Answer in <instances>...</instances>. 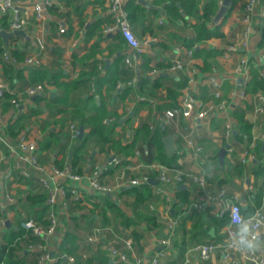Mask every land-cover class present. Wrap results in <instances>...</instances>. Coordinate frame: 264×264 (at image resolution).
<instances>
[{
	"label": "built area",
	"instance_id": "1",
	"mask_svg": "<svg viewBox=\"0 0 264 264\" xmlns=\"http://www.w3.org/2000/svg\"><path fill=\"white\" fill-rule=\"evenodd\" d=\"M128 0H108L106 14L110 21L104 26L103 34L114 35L120 34L125 43L126 50L123 60L129 68L136 69L137 65L142 61V55L146 53L149 44L152 41L151 36L139 38L135 33L129 21V13L127 10ZM222 4V2H221ZM56 5L60 10L66 8L65 4L60 0H42L36 1L33 4L34 16L38 22L45 20L46 10ZM10 15V30H26L32 24L22 12V9L14 0H3L0 3V16ZM258 17L264 26V4L260 7L258 0H245L244 8L241 13L240 23L242 25L241 39L239 46L242 48L249 47L254 34L255 18ZM160 23L164 24V20L160 19ZM61 33L66 31L65 27L60 29ZM82 33V31H81ZM34 45L43 51L46 49V41L43 35H35L33 39ZM235 50L237 45L231 44L229 47ZM175 56L171 57L167 69L171 73H185L188 78V87L183 89L182 95L175 105L166 107L163 111L157 109L159 101L157 97L147 96L145 94L138 95V99L148 102L153 107L154 115L159 120V123L171 129L176 138L182 140V146L178 149V153L183 155L188 149H192V158L199 161L204 148L193 137L192 131L184 133L185 128L181 123V119H192L193 126L199 122L212 121L215 118L224 117L223 134L228 142H233L235 132V122L230 114L235 108L246 110L249 106L256 115L254 121L253 133L251 140L244 145L240 162L246 164L251 159L256 157V150L264 144V91H258L254 94L247 92L245 82L239 86L232 88L227 94L225 92V81L220 76L215 68L204 77L208 84V90L205 96L198 95L196 91L191 90V86L196 85L200 69L195 63L194 48H185L184 46H176L175 50L171 51ZM2 59L8 64H13L16 67L22 68L24 71L33 67H40L42 59L38 55L25 56L20 60L12 53V48L6 47L2 53ZM237 67L248 73V59L241 57ZM26 69V70H25ZM159 69L155 68L150 71V75L158 76ZM78 72H74L77 76ZM261 75L264 78V54L262 56ZM138 79L133 77L128 84L136 85ZM51 85L45 83H29L23 91L19 92L12 99L13 109L20 106L24 96H37ZM124 83L119 82L118 87L123 88ZM93 90H95L93 86ZM11 91L9 83L0 78V99L5 93ZM3 119V111L0 106V123ZM154 127V124L151 125ZM4 126H0V162H5L10 156L14 157L13 164L9 166L5 173V180H14L16 173L23 178H35L40 183L42 189L47 193L48 205L45 223L39 222L34 217H26L20 221L21 228L30 232L33 236L40 239V243H31L28 245V250L40 252L38 264L56 261L57 264H79L73 255H57L54 257L51 254V249L48 247L55 236L62 240L67 230L66 222L72 218V213L75 215L83 212H90L93 209L94 203L88 199H84L82 192L86 191L90 194L113 193L124 187L141 186L149 183L150 179L154 178L161 184H172L175 186L185 184L187 180L198 187L200 193L189 205L188 212H202L206 203H211L216 208L215 216L221 218L228 214L229 221L225 225L224 239L221 242L207 241L199 242L191 246L186 256L176 264H192L193 254L199 260V264L210 260L212 256L221 252L219 262L217 264H241L247 262L252 264H264V256L256 249L255 251L245 247L241 243L242 231L241 228L246 226L247 240L254 246L259 240L261 233L264 234V192L262 196V204L257 207L254 212L245 214L241 200L237 195H229L226 188L221 187L214 193L207 191L209 184L208 177L205 173H195L184 171L182 169L168 166L154 161L147 163L142 157L141 145L137 142L134 146L133 153L124 158L128 163L122 164L123 158L114 156L110 162L99 164L94 162L90 165L88 173H80L76 171L72 164L67 163L65 167L59 168L53 162L44 164L39 159V141L30 138L26 133H20L16 142L13 143L3 133ZM80 129L74 122L69 124L70 140L74 141L79 137ZM184 144V145H183ZM233 144V143H232ZM228 151L233 153L236 151L235 144L229 146ZM264 165V157H263ZM111 166H119L121 172L118 175L116 184L105 183L101 181L103 174H106ZM140 170H143L140 172ZM154 173L155 176H152ZM88 183V185H86ZM156 193L163 192L162 187L155 189ZM9 202H14L13 198L7 197ZM166 200L172 201L171 196L166 194ZM97 201V200H96ZM206 202V203H205ZM85 206L84 210L73 206L76 204ZM182 215L176 217H168L165 233L157 236L156 246L157 251L154 254H139L136 251V242L132 238L124 237L118 234L109 225H98L93 227L88 233L83 236L85 244L92 248H97L98 245L108 239L110 234L114 239L106 242L103 245L109 256L118 264H160V259L164 256L171 255L175 247L176 234L180 224L183 221ZM120 244V245H119Z\"/></svg>",
	"mask_w": 264,
	"mask_h": 264
},
{
	"label": "crops",
	"instance_id": "2",
	"mask_svg": "<svg viewBox=\"0 0 264 264\" xmlns=\"http://www.w3.org/2000/svg\"><path fill=\"white\" fill-rule=\"evenodd\" d=\"M17 5L22 9V12H24L25 16L29 18V21L32 23L30 24L27 29L25 30L26 35L18 37L16 39L10 38L9 46L13 50H20L23 51L25 56L29 55H38L42 59V65L40 67H46L50 70H60L62 68L65 69V72L67 73L66 76L63 77L65 81H68L72 78H75L74 72L77 71L79 73L81 69L82 63L78 61L77 59L74 60L73 55L74 54H83L87 51V49L91 46V44L94 41V37L87 39L86 38V30L88 27L91 26V24L98 20L106 21L102 27L104 29V26L109 23L110 18L106 14L107 4L108 0H102L101 1H94V0H76V2L80 1L81 3H86L87 6L85 7L83 11V20L86 27L82 26L79 22L78 15L74 12H72L71 19H67V17H61L58 14L52 12L49 10V8L45 12V20L43 22H38L35 19L34 16V7L33 4L36 1H42V0H14ZM59 1V0H58ZM64 4L66 3L64 0H60ZM137 1V0H135ZM149 1V0H148ZM202 2L204 0H201ZM3 2V0H0V3ZM150 2V1H149ZM151 3V2H150ZM245 0H236L234 2L233 9L230 13V16L228 17L226 23L223 26V31L225 34L224 38H212L204 43L207 47H214L222 50V52L217 55L215 58L212 59L213 61V68L217 71V73L224 78L225 83V92L228 94L232 88L241 86L244 82L249 79L250 75L249 73H246L244 70H240L237 65L239 62V59L241 57L247 58L248 62L254 61L255 64L262 67V56L264 54V47L259 46V41L262 37V32L264 26L262 25V22L258 17L255 18V28H254V34L253 38L251 40V43L249 47L242 48L239 46V41L241 39V31H242V25L240 23V17L241 13L244 8ZM152 4V3H151ZM264 4V0H258V5L261 7ZM153 5V4H152ZM161 6H164L161 5ZM160 6V7H161ZM66 8L64 11L68 10L70 7L65 6ZM159 7V8H160ZM154 8V5H153ZM158 8V9H159ZM152 9V8H150ZM59 11L63 12V10L58 9ZM73 11V10H72ZM160 11V10H159ZM161 16L155 17V16H149L145 19V23L149 26L150 18H154V23L150 28H147L146 30L139 27L132 25V28L134 29L135 33L139 38H143L146 36H151L152 41L149 44L147 51L145 54L151 57V62L149 64L150 68H142L140 69V64L136 67V78L141 82V78L145 76H151L150 71L157 68L159 69V72L161 75L163 74H169L170 76H176V79H179L180 76L187 77V74L185 73H171L167 69L168 63L171 59V57L175 56V52L173 54L171 51L175 50L176 46H183L180 39H173L170 35L171 32L174 30L170 26V20L169 18L164 15V8L163 11H160ZM182 13L185 14V11L182 10ZM215 18V17H214ZM160 19L164 20V24L160 23ZM50 22H55V24H50ZM215 22L214 20L208 25L214 26ZM62 27L66 28V31L64 33H61L60 29ZM1 30V29H0ZM9 31V30H8ZM82 31V33H81ZM182 32V31H181ZM185 33V32H184ZM183 34V33H182ZM35 35H43L44 39L46 41V49L43 51H40L33 42V39ZM104 35V34H103ZM114 35H108V36H115ZM111 37H106L105 41L103 42V46L107 47L110 41ZM168 42L169 48L165 49L161 46V42ZM4 42V41H3ZM5 44V43H4ZM231 44L237 45V48L235 50H231L229 47ZM126 50V43L124 41V45L122 48V51L119 50L113 55H116V58L120 56L121 54L124 56V52ZM113 55H109L108 48H105L102 54L100 55L101 58V71L102 74L105 73L106 68H108L111 63L116 59H113L111 63L107 66V60L111 59ZM24 56V57H25ZM254 57V59H251ZM24 59V58H23ZM22 59V60H23ZM163 62L165 65H160L159 63ZM195 63L200 69V76H198V80L196 85L191 86V90L196 91L198 95L205 96L207 92L205 90H208V84L205 81L204 77L207 74L201 69V65L203 64V60L200 57H195ZM167 64V65H166ZM105 66V67H104ZM128 67V66H127ZM39 68V67H37ZM26 70V69H25ZM30 69H27L24 71V74L27 76L29 75ZM2 71V63L0 62V72ZM159 76V75H158ZM158 76H153L152 78H156ZM167 76V75H166ZM1 78V77H0ZM30 83V82H29ZM28 83V84H29ZM26 82H18L15 89L17 93L23 91L24 88L28 85ZM137 85V84H136ZM93 86L95 90H93ZM188 87V84L184 87ZM183 88V89H184ZM183 89L178 96V99L182 95ZM60 89L56 88L54 85H51L43 92L45 96H50V98L56 97L59 94ZM96 86L93 82H89L79 88H77L70 96L71 103H75L77 101H83L84 98H87L89 94L95 93ZM120 91V90H119ZM142 95V94H141ZM157 97L160 101H167L166 98V90L165 88H160L157 91ZM163 96V98H161ZM138 99V95L136 96ZM155 97V96H154ZM50 98H45L42 100L39 104L37 103L36 96H24L21 100L20 106L16 109H13V107H10L8 110H3V119L1 120L0 126H4L3 133L10 139L11 142L15 143L17 137H12L7 132V124L9 122L14 121L18 118L20 115H30V120H27L24 124L22 122L21 125L23 126L20 133H26L30 138H34L36 140H40L43 136L46 135V131L42 130V125H45L47 123L56 122L53 126V130H57L58 132H65L64 130L69 132V124L74 122L76 124V120H70V110L71 107L68 105H61L56 104ZM139 100V99H138ZM178 101V100H177ZM100 96H97V103H100ZM38 104V107L41 108V112L39 114H32L31 110L33 108H36ZM110 108L116 109L117 112L121 115H123V122H126L125 128L127 130V136L131 139L133 137V129H131L132 126L137 127L142 119H144L148 113V104L138 108L139 103H137L135 100L128 102V99H122V95H115L112 99L108 102ZM63 109V112H57V109ZM138 108V111L135 109ZM127 111V112H126ZM135 112L134 114L132 112ZM234 122H235V132H234V139L233 144H235L236 151L233 153H230L228 151V148L231 145H233L231 142H228L224 138L223 134V123H224V117L215 118L214 120L208 122L203 121L201 124L199 122L196 124V127L192 128L193 120L192 119H181V123L185 128L184 133H187L189 131H192V135L194 139L203 146L204 152L202 153L200 160L195 161L192 158V149H188L186 154L181 155L178 159V166H173L179 169H182L184 171L189 172H195V173H205L208 177V186L207 191L208 192H216L221 187L226 188L228 194L231 195H237L239 196L241 200V204L243 208H245V214H250L248 212V206L250 203L249 200V193L255 190L256 184L262 183L263 178H258L256 176V170L263 167V157H264V148L263 146H259L256 150V157L254 159H251L246 164H243L240 162V157L242 150L244 149V145L247 144L251 140V136L253 133L254 128V121L256 120V115L252 111V107H248L246 109V116L247 119L250 121V123L253 124L252 126V133L251 136H248L247 134H244L242 132H239L237 128V121L234 117L233 111L230 112ZM131 115L133 120L131 122H127V117ZM164 129L168 130V134H172L171 129L167 128V126L163 125ZM117 137H121L122 134V128L118 127L117 130ZM166 135V136H167ZM84 136V135H83ZM165 136V137H166ZM176 138V137H175ZM164 139V138H163ZM130 141V140H129ZM127 142V141H125ZM140 143V147L142 150V157L144 158L143 151L148 152V146L143 145L140 140L136 141V143ZM135 143V144H136ZM182 140L179 138H176L175 144L176 149L171 153H166L169 155H172L177 150L181 148L182 146ZM227 144H229L227 146ZM184 145V144H183ZM135 146V145H134ZM143 147V148H142ZM226 147V154L224 156L223 162H221L219 157V152L221 148ZM134 149V148H133ZM96 151V154L93 155L92 160L95 162H99V164H106L110 162V160L117 156L115 154H112L110 158L107 157V154L101 150V147L98 146L93 152ZM91 153V155L93 154ZM132 154V153H131ZM130 154V155H131ZM90 155V156H91ZM129 155V156H130ZM59 156V148L56 150H41L40 144H39V159L44 164H50L53 162L54 158ZM89 156V159H90ZM119 157V156H118ZM88 159V160H89ZM92 160L90 164L86 163L84 166V173H88L90 171V165L92 164ZM14 157L10 156L5 162H0V243L4 241V234L8 232L10 228L17 229L20 226V221L23 220L26 217H33V214L37 212V210L40 208L39 205H32L28 201V196L30 194H33L35 192H38L42 190V187L37 179H27L23 178L21 175H18V173L15 175L14 180H5L4 176L6 171L8 170L9 166L13 164ZM146 161V160H145ZM219 161L222 168L216 169L215 162ZM147 162V161H146ZM93 165V164H92ZM118 168V167H117ZM88 169V171H87ZM143 170H140L142 172ZM121 172V168L119 167L117 170L113 172V174H107L104 176L103 181L105 183L110 184H116L118 175ZM154 175V173H153ZM155 176V175H154ZM223 179L222 183H219V179ZM154 179V178H153ZM156 180V179H155ZM158 184V183H157ZM154 184V185H157ZM88 185V183L86 184ZM185 187L181 188L183 191L188 192L189 194V201L187 203H184L180 201L179 195H177V192L175 190V185L172 184H160L158 187H162L163 192L156 193L154 190V193L156 194V197L154 200L150 203H148V213L153 214L157 216V222L158 227L147 232L145 237L140 240V243L142 245V249L136 242V251L139 254H154L155 251H157L156 246V237L163 235L165 233V226L168 217H176L177 215H182L183 221L180 224L177 234H176V240H175V247L172 251V254L164 256L160 259V264H169L172 263L174 260L177 262H173L172 264H176L181 261L184 256H186L187 250L193 246L196 243L199 242H207L210 241V236H208L205 233H198L194 237L191 238V233L185 234L186 230H190L193 221L190 218L187 217L191 212H188V208H186L187 205H189L194 199L197 198L200 191L198 190V187L191 183L189 180L186 181L184 184ZM124 188H127L124 190ZM119 189L118 191H115L113 193H106L111 196H114L117 198V203L124 205V202L126 203V207L129 209L126 211V208L123 209L129 216H133V207H132V201H133V194H130L127 192L131 187H124ZM157 188V187H156ZM155 188V189H156ZM264 192V189H263ZM98 196H101L102 194L100 192L96 193ZM166 194L171 196L172 201L168 202L166 200ZM10 196L13 198L14 202H9L7 200V197ZM98 202V198H97ZM178 202V204H177ZM206 203V202H205ZM100 208L96 207L92 209L90 212L87 213V217L93 216V218L97 219V222L90 224L87 223V219L85 221H80V224L77 228H75L78 233L82 237V243H83V252L86 254L85 257L90 256L94 253L97 248H92L90 245L85 244L86 242L83 239V236L88 233L93 227L98 225H109L112 228H114V231L118 234H122L124 237L132 238L134 237L131 234V229L133 226H131L128 230L123 229V225L120 223L119 220H117L114 217V213L109 210L108 215L110 217V223L109 224H103V221L99 217ZM216 212V208L211 203H206L204 209L200 213L203 219V222L205 224V228L208 227V224L210 222L209 217L214 216ZM72 216H75L74 213H72ZM8 222V223H7ZM67 229L73 228L75 225L73 224L72 219L68 220L66 223ZM74 225V226H73ZM144 227V223L141 224ZM214 228L213 226L210 228V230ZM224 229L225 226L222 228V230L218 233V235H223V239L225 237L224 235ZM247 230L248 227L244 226L241 228L242 231V238L245 240L247 239ZM215 234V229H214ZM59 236V234H58ZM55 236L53 240L49 244V248L51 249V254L54 257H57L58 255V247L62 240ZM114 239V236L110 234L108 239H104L105 242L111 241ZM181 243L183 246V254L181 252V247L178 243ZM221 242V241H220ZM105 244V243H104ZM120 245V244H119ZM103 249H105V246H100ZM256 249L264 256V234L261 233L259 240L255 243ZM99 248V247H98ZM107 252V250L105 249ZM108 255V253H107ZM221 256V252L217 251L212 258L204 264H217L219 262ZM110 258V261L113 260L111 256L108 255ZM113 264L116 263L115 260H113ZM199 260L197 259L196 255L193 254V261L192 264H199ZM30 264V263H29ZM45 264H57L56 261H50L46 262ZM241 264H252L247 262H241Z\"/></svg>",
	"mask_w": 264,
	"mask_h": 264
},
{
	"label": "trees",
	"instance_id": "3",
	"mask_svg": "<svg viewBox=\"0 0 264 264\" xmlns=\"http://www.w3.org/2000/svg\"><path fill=\"white\" fill-rule=\"evenodd\" d=\"M65 6L70 7L66 11H59V7L53 5L49 7V10L58 14L61 17H67L71 19L72 12L76 13L79 18V22L82 26H85L83 20V11L87 6L86 3H81L76 0H64ZM98 1V0H94ZM103 2L102 0H99ZM154 8L149 9L147 6L139 3L135 0H128L127 10L129 13V21L131 25L139 26L143 29L150 28L154 23V18H150L149 26L145 23V19L149 16L159 17L161 13L159 7L164 4V15H166L170 20V26L174 30L170 33L173 39H180L185 48H194L195 57H200L203 60L201 69L210 73L213 71V61L212 59L219 55L222 50L214 47H207L204 43L212 38H224L225 34L223 31V26L226 23L230 13L233 9L234 2L232 0L231 6L227 14L214 26L208 25V23L214 20L217 14L222 0H149ZM73 10V11H72ZM185 11V14L182 13ZM106 21L98 20L91 24L86 30V38H95L91 46L86 52L81 54H74V60L77 59L82 63L81 69L75 78L68 81L63 79L67 75L65 69L60 70H50L46 67H33L29 71V75L24 74L22 68L16 67L13 64H8L2 59V53L6 46L3 39L0 37V62L2 63V71L0 72V77L5 79L11 88V91L5 93L4 97L0 99V106L3 110H8L12 105V99L17 96V91L15 89L16 85L20 81H24L27 84L30 82L35 83H45L49 85H54L56 88L60 89L59 94L56 97L50 98V96H45L44 94H39L36 96L37 103L39 104L45 98H50L54 103L61 105H68L71 107L70 110V120H76L79 129L82 127L84 129V136L82 138H77L74 141L70 140V134L65 132H58L53 130V126L56 122L47 123L42 125V130L46 131V135L39 140L41 150H56L59 148V156L55 157L53 163L59 167L63 168L67 163L73 165L74 169L80 173H84V166L86 165L89 156L98 146L101 150L107 154L110 158L112 154H115L123 158L122 164L126 165L128 162L124 159L133 153V148L136 141L140 140L143 145L148 146V152L143 151V155L147 163H154V161H160V163L166 164L168 166H178V159L181 157L178 152L169 155L165 151L163 138L168 134V130L163 128V125L159 123V120L154 115V110L148 102L141 101L137 99V95L145 94L147 96H157V91L160 88H165L167 101L157 104V109L163 111L166 107L175 105L178 100L182 89L188 84V78L184 75L176 79L173 75H161L152 78L151 76H145L141 78V82L137 85L128 84V82L136 76V69L129 68L123 60V55L118 56L111 65L106 68L104 74H102L100 63V55L105 48H108L109 55H113L117 51L121 50L124 45V39L120 34L115 36L103 35V25ZM50 24H55V22H50ZM0 29L10 30V15L0 16ZM182 31V32H181ZM185 32V33H184ZM183 33V34H182ZM21 36H13L16 39ZM106 37H111L112 41L109 42L107 47L103 46V42ZM161 46L165 49L169 48L168 42H161ZM259 46L264 47V28L262 32L261 40L259 41ZM12 53L17 56L18 59L22 60L24 58L23 51L13 50ZM251 59H254L252 57ZM151 62V57L147 54L142 55V63L140 64V69L150 68L149 64ZM160 65H165L163 62ZM167 65V64H166ZM105 67V66H104ZM262 67L255 64L254 61L248 62V73L250 75L249 79L245 83V88L248 93L254 94L258 91H264V78L261 75ZM93 82L96 86L95 93L89 94L87 98L83 101H77L71 103V94L79 87ZM122 82L125 84L123 88L118 87V83ZM24 90V89H23ZM120 90V91H119ZM207 92V89L205 90ZM100 96V103H97V96ZM115 95H122V99H128V102L135 100L139 103L138 108L145 105L148 106V113L144 119H142L137 127L132 126L133 137L127 136V130L125 127L126 122H123V115L119 114L116 109L110 108L108 102ZM159 98V97H158ZM163 98V96L161 97ZM160 101V100H159ZM31 110L32 114H39L41 108L38 107ZM250 107V106H249ZM18 108V107H17ZM138 108L135 110L138 111ZM57 112H63V109H57ZM127 112V111H126ZM234 117L237 121V128L239 132L251 136L253 124L247 119L246 110L241 108H235L233 111ZM127 122H131L134 117L129 115L127 117ZM27 120H30V115H20L14 121L11 120L7 124V132L12 137H17L23 128L22 122L25 124ZM154 124V127L151 125ZM118 127L122 128L121 137H117ZM130 140V141H129ZM127 141V142H125ZM143 148V147H142ZM95 161L92 160V163ZM216 169H221L222 166L219 161L215 162ZM119 166H111L106 174H103L101 181L107 174H113ZM256 176L258 178H263L262 183H257L255 190L249 193V206L248 212L252 213L255 209L262 204V196L264 189V166L256 170ZM17 174V173H16ZM19 175V174H18ZM152 176H154L152 174ZM34 179V178H30ZM223 179H219V183H222ZM161 182L157 185L151 182L145 183L141 186L131 187L127 192L133 194V216H129L120 204L117 203V198L109 194H102L98 196L97 194H90L83 191V198L88 199L94 203L93 209L100 208L99 217L103 221V224L110 223V217L108 215L109 210L114 213V217L120 221L123 225V229L128 230L131 226V234L134 240L137 241L138 245L142 249L140 240H142L147 232L152 231L158 227L157 216L148 213V203L152 202L156 197L154 190L158 187ZM177 195H179L180 201L187 203L189 201V194L181 189L180 185L175 187ZM98 198V202L96 201ZM28 201L34 206L39 205L40 208L37 210L33 217L39 222L45 223V216L47 214L48 205L47 193L42 189L38 192L30 194L28 196ZM76 204V203H75ZM178 204V202H177ZM77 205V204H76ZM78 207L79 209L85 208L82 204L73 206L74 210ZM245 212V208H243ZM72 216V221L74 227L66 230L63 240L58 247V255H73L75 256L77 263L79 264H110V258L107 255L105 249L102 246L105 241H102L97 250L94 251L90 256L85 257L83 252V243L81 235L75 229L79 226L80 221H85L87 223L93 224L97 222V219L93 216L87 217V213L83 212L79 216ZM193 221V225L190 230H186L185 234L191 233V238L198 233H205L210 236V241L220 242L223 240V235H218L222 228L228 223V214L219 218L217 216H210V222L208 227L205 228L202 216L200 213L193 211L187 217ZM144 223V227L141 225ZM214 227L215 234L210 233V228ZM40 239L33 236L27 230L19 226L17 229L10 228L7 233L4 234V241L0 243V264H38L40 252H34L28 250V245L31 243H40ZM181 247V252L183 251V245L179 242ZM183 254V252H182ZM179 261V260H177ZM173 261V262H177ZM172 262V263H173ZM169 263V264H172Z\"/></svg>",
	"mask_w": 264,
	"mask_h": 264
},
{
	"label": "water",
	"instance_id": "4",
	"mask_svg": "<svg viewBox=\"0 0 264 264\" xmlns=\"http://www.w3.org/2000/svg\"><path fill=\"white\" fill-rule=\"evenodd\" d=\"M137 2L142 3L143 5L147 6L149 9L153 8V5L148 1V0H137ZM232 0H222V4L217 12V14L215 15L214 21L215 22H219L229 11L230 6H231ZM164 6H161L159 8L160 11H163ZM26 32L25 30H14V31H8L5 29H1L0 30V37L3 39L5 45L7 46L9 44V40L10 38H12L13 36H25ZM116 58V55H113L111 59L107 60V66L111 63V61L113 59ZM166 75H169L168 73ZM133 114L135 113L134 111L132 112ZM164 127V126H163ZM84 135V129L81 127L80 128V133H79V138H82ZM176 138L174 135L169 134L166 137H164L163 142H164V147L165 150L167 151V153L171 154L175 149H176V144H175ZM229 144H227L228 146ZM263 148H264V144H263ZM96 154V151L93 152V154L90 156V159L88 160V163L90 164L93 155ZM226 154V147L221 148L220 152H219V157L221 162H223L224 160V156ZM88 171V169H87ZM150 182L152 184H157L158 181L155 179H150ZM181 188L185 187L184 184L180 185ZM127 188H124V190H126ZM111 194V193H110ZM8 223V222H7ZM210 233L214 234V228H212L210 230ZM245 241L248 242L247 239H245ZM113 260L110 261V264H113Z\"/></svg>",
	"mask_w": 264,
	"mask_h": 264
},
{
	"label": "clouds",
	"instance_id": "5",
	"mask_svg": "<svg viewBox=\"0 0 264 264\" xmlns=\"http://www.w3.org/2000/svg\"><path fill=\"white\" fill-rule=\"evenodd\" d=\"M241 243L245 245V247L255 251V246L251 242L245 241L243 238L241 239Z\"/></svg>",
	"mask_w": 264,
	"mask_h": 264
},
{
	"label": "rangeland",
	"instance_id": "6",
	"mask_svg": "<svg viewBox=\"0 0 264 264\" xmlns=\"http://www.w3.org/2000/svg\"><path fill=\"white\" fill-rule=\"evenodd\" d=\"M120 206L123 208V209H125L126 208V211H128L129 209L126 207V203L124 202V205H121L120 204ZM149 233V232H148Z\"/></svg>",
	"mask_w": 264,
	"mask_h": 264
}]
</instances>
